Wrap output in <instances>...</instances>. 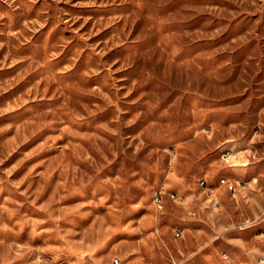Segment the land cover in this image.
<instances>
[{
  "label": "clouds",
  "instance_id": "clouds-1",
  "mask_svg": "<svg viewBox=\"0 0 264 264\" xmlns=\"http://www.w3.org/2000/svg\"><path fill=\"white\" fill-rule=\"evenodd\" d=\"M0 264H264V0H0Z\"/></svg>",
  "mask_w": 264,
  "mask_h": 264
}]
</instances>
